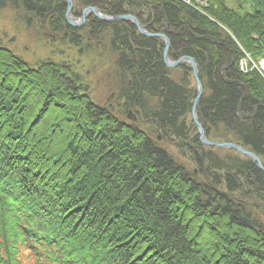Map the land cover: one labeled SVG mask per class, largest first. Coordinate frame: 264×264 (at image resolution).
<instances>
[{"label":"trees","instance_id":"obj_1","mask_svg":"<svg viewBox=\"0 0 264 264\" xmlns=\"http://www.w3.org/2000/svg\"><path fill=\"white\" fill-rule=\"evenodd\" d=\"M231 1L202 12L182 0L76 7L133 14L169 37L172 60L194 57L207 137L264 165V73L253 63L264 57V0L252 10ZM5 8L40 17L113 97L96 101L85 73L33 64L0 41V264H264V170L201 142L188 62L169 67L164 40L129 20L90 14L71 26L66 0H0Z\"/></svg>","mask_w":264,"mask_h":264},{"label":"rangeland","instance_id":"obj_2","mask_svg":"<svg viewBox=\"0 0 264 264\" xmlns=\"http://www.w3.org/2000/svg\"><path fill=\"white\" fill-rule=\"evenodd\" d=\"M245 1L232 0L229 4L235 7L246 6L245 9L252 10L251 0ZM73 2V20L80 23L83 10L86 7L84 9L77 8V0H73ZM90 14L93 13H89L82 24L74 27H81L86 24ZM27 18L30 20H28L29 22L26 18L19 19L18 13L9 8L0 10V41L10 45L17 54L33 64L43 59H52L57 63L72 65L77 71L86 74V81L92 86L94 99L96 101L109 102L110 97H113V92L108 90L102 79L98 80L100 78L99 74L92 73L91 65L93 63L91 60L79 57L78 49L72 44H62L63 41L59 40L60 34L57 36L50 28H44L43 20L40 17L28 14ZM253 63L255 66L260 67L264 63V57L257 61L253 60ZM179 73L178 70H175L173 71V76L178 78L180 76L178 75ZM130 117H133V114ZM132 119L136 120L135 117ZM163 143L171 151L183 156V150L176 145L177 143L165 140H163ZM187 158L188 156L184 157V159Z\"/></svg>","mask_w":264,"mask_h":264},{"label":"water","instance_id":"obj_3","mask_svg":"<svg viewBox=\"0 0 264 264\" xmlns=\"http://www.w3.org/2000/svg\"><path fill=\"white\" fill-rule=\"evenodd\" d=\"M66 2H67L66 18H67L68 23L71 26H78V25L82 24L85 21L87 15L89 13H93L95 16H97L98 18L105 20V21H113L116 19L129 20L133 24H135V26L137 27V29L139 30L140 33L147 35V36H155V37L162 38L165 42L164 51H163V57H164L165 63L169 67H175V66H178L179 64H181L182 62H188L190 64L192 70H193L194 79H195L196 86H197V93H196L195 99L193 101L191 114H192V119H193L194 123L196 124V127L198 128V133H199L201 142L207 146H218V147H222V148H234V149L238 150L239 152H241L244 156L255 161L257 163V165L261 169L264 170V165H263L260 157L257 154H255L254 152L245 148L244 146H242L238 143H234V142H219V141H215V140H210L207 137L206 131H205L204 127L202 126V124L200 123L198 113H197L198 104H199L200 98L203 95V83H202V80L199 76V64L194 57L182 56L178 60H172L168 54V51H169V48L171 45L169 37L166 34L150 32L147 29L146 25L143 24L139 20V18L133 14L109 15V14L103 13L96 6H88L83 10L81 22L79 23V22L73 20V15H72V8L74 5L73 0H66ZM45 22H46V20H45ZM45 28H47L46 25H45Z\"/></svg>","mask_w":264,"mask_h":264},{"label":"built area","instance_id":"obj_4","mask_svg":"<svg viewBox=\"0 0 264 264\" xmlns=\"http://www.w3.org/2000/svg\"><path fill=\"white\" fill-rule=\"evenodd\" d=\"M182 1L201 12L203 11V8L206 7L208 4V0H182ZM247 64H248L247 59H243L241 61V68L245 70L247 68ZM257 68H259V70L264 73V63L263 65H260V67Z\"/></svg>","mask_w":264,"mask_h":264},{"label":"flooded vegetation","instance_id":"obj_5","mask_svg":"<svg viewBox=\"0 0 264 264\" xmlns=\"http://www.w3.org/2000/svg\"><path fill=\"white\" fill-rule=\"evenodd\" d=\"M80 19V18H79ZM54 33V32H53ZM55 34V33H54Z\"/></svg>","mask_w":264,"mask_h":264}]
</instances>
